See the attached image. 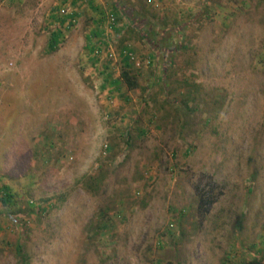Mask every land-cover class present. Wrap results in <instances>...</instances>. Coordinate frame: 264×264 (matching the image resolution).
Instances as JSON below:
<instances>
[{
    "label": "rangeland",
    "instance_id": "obj_1",
    "mask_svg": "<svg viewBox=\"0 0 264 264\" xmlns=\"http://www.w3.org/2000/svg\"><path fill=\"white\" fill-rule=\"evenodd\" d=\"M0 264H264V0H0Z\"/></svg>",
    "mask_w": 264,
    "mask_h": 264
},
{
    "label": "trees",
    "instance_id": "obj_2",
    "mask_svg": "<svg viewBox=\"0 0 264 264\" xmlns=\"http://www.w3.org/2000/svg\"><path fill=\"white\" fill-rule=\"evenodd\" d=\"M66 20H62L61 24H64ZM63 32L59 30L52 34V38L49 44L50 51L55 52L59 49L62 41ZM126 51V50H125ZM124 53V52H123ZM130 53V52H128ZM130 54H123V68L119 81L117 84L123 83L127 86L129 90H135L138 88V77L132 73ZM251 190V188H250ZM252 191V190H251ZM198 212L206 218L210 215L214 205L219 200V195H214L211 192H206L205 190H198ZM1 202L4 206L11 207L13 205V195L10 194V188L5 186L2 189ZM21 251V247H19Z\"/></svg>",
    "mask_w": 264,
    "mask_h": 264
},
{
    "label": "built area",
    "instance_id": "obj_3",
    "mask_svg": "<svg viewBox=\"0 0 264 264\" xmlns=\"http://www.w3.org/2000/svg\"><path fill=\"white\" fill-rule=\"evenodd\" d=\"M62 13L66 14L67 12H66L65 9H63V10H62ZM71 23L74 24V23H76V21H75V20L70 21V24H71ZM97 52H99V49H97ZM126 54H130V56H131V58H132V54H131V53L126 52ZM110 55L113 56V54H110ZM112 56H111V57H112Z\"/></svg>",
    "mask_w": 264,
    "mask_h": 264
},
{
    "label": "crops",
    "instance_id": "obj_4",
    "mask_svg": "<svg viewBox=\"0 0 264 264\" xmlns=\"http://www.w3.org/2000/svg\"><path fill=\"white\" fill-rule=\"evenodd\" d=\"M16 1V0H15Z\"/></svg>",
    "mask_w": 264,
    "mask_h": 264
}]
</instances>
